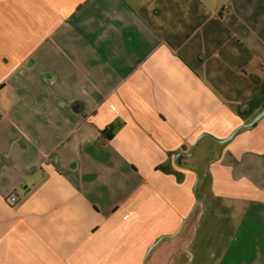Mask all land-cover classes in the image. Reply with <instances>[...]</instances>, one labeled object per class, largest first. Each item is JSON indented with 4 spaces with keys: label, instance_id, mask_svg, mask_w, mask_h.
I'll return each instance as SVG.
<instances>
[{
    "label": "crops",
    "instance_id": "1",
    "mask_svg": "<svg viewBox=\"0 0 264 264\" xmlns=\"http://www.w3.org/2000/svg\"><path fill=\"white\" fill-rule=\"evenodd\" d=\"M262 112L264 0H0V264H264Z\"/></svg>",
    "mask_w": 264,
    "mask_h": 264
},
{
    "label": "rangeland",
    "instance_id": "2",
    "mask_svg": "<svg viewBox=\"0 0 264 264\" xmlns=\"http://www.w3.org/2000/svg\"><path fill=\"white\" fill-rule=\"evenodd\" d=\"M175 239H165L162 240L160 245H158L153 252L146 256L143 264H212V258L206 255L203 258H192L191 254L182 251L181 255L173 251L172 247L174 245ZM160 246V247H159ZM159 248L160 251H159ZM187 249V248H186ZM207 256V258H206Z\"/></svg>",
    "mask_w": 264,
    "mask_h": 264
},
{
    "label": "trees",
    "instance_id": "3",
    "mask_svg": "<svg viewBox=\"0 0 264 264\" xmlns=\"http://www.w3.org/2000/svg\"><path fill=\"white\" fill-rule=\"evenodd\" d=\"M114 126L111 125L102 132V136L105 140H111L114 137Z\"/></svg>",
    "mask_w": 264,
    "mask_h": 264
},
{
    "label": "water",
    "instance_id": "4",
    "mask_svg": "<svg viewBox=\"0 0 264 264\" xmlns=\"http://www.w3.org/2000/svg\"><path fill=\"white\" fill-rule=\"evenodd\" d=\"M263 114H264V112H262V114H260L259 116H257V117L255 118V120L253 121L252 124H254L255 122H257ZM252 124H251V125H252ZM249 125H250V124H249ZM195 147H196V146H194L193 151H194ZM196 186H197V182H196V184H195V188H196Z\"/></svg>",
    "mask_w": 264,
    "mask_h": 264
}]
</instances>
